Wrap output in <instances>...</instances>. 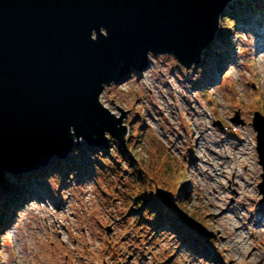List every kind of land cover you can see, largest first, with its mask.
<instances>
[{"label":"rangeland","instance_id":"1","mask_svg":"<svg viewBox=\"0 0 264 264\" xmlns=\"http://www.w3.org/2000/svg\"><path fill=\"white\" fill-rule=\"evenodd\" d=\"M232 1L248 20L227 17L196 61L149 51L146 68L104 84L119 130L90 116L66 165L31 182L47 164L5 173L0 264H264L252 125L264 116V0ZM245 143L242 161L233 147Z\"/></svg>","mask_w":264,"mask_h":264},{"label":"water","instance_id":"2","mask_svg":"<svg viewBox=\"0 0 264 264\" xmlns=\"http://www.w3.org/2000/svg\"><path fill=\"white\" fill-rule=\"evenodd\" d=\"M229 1L0 0V182L5 173L67 155L78 115L101 119L112 130L115 120L99 92L115 77L113 69L117 75L144 69L149 51L196 61ZM252 125L264 196V116L258 111ZM156 192L171 205L162 189Z\"/></svg>","mask_w":264,"mask_h":264},{"label":"trees","instance_id":"3","mask_svg":"<svg viewBox=\"0 0 264 264\" xmlns=\"http://www.w3.org/2000/svg\"><path fill=\"white\" fill-rule=\"evenodd\" d=\"M234 1L235 0H233L232 2H234ZM239 1L242 2L243 0H239ZM247 1L251 2V0H247ZM250 4H251L250 6H254L255 5V1H252ZM243 10H244V8H243ZM243 10L241 9V10L238 11L237 9H235L233 3L228 4V6L223 10L222 14L220 15V23L222 24L223 21L227 20V17L228 18H234V19L235 18H242V19L245 18L244 19L245 21L248 20V18L245 16V13H244L245 11H243ZM257 20H259V23L262 21L261 19H257ZM257 22L258 21H255L254 24L258 25ZM131 70H132L133 73L137 72L133 68H131ZM98 149H101V150L105 151V149H103L102 146H98V147L94 148V150H98ZM63 163L66 165L64 159H61V158H59L57 156H53V159L47 163L46 167H42V168L36 169L35 171L26 173L25 177L23 179L28 181V182H30V181L34 180V178H36V176H38L39 174L47 173L50 169L53 168V166H57V165L63 164ZM28 190L29 189L26 188V191H24L21 196L29 195L30 192H28ZM11 215L12 214H10V216ZM173 223L175 224V222H173Z\"/></svg>","mask_w":264,"mask_h":264},{"label":"bare ground","instance_id":"4","mask_svg":"<svg viewBox=\"0 0 264 264\" xmlns=\"http://www.w3.org/2000/svg\"><path fill=\"white\" fill-rule=\"evenodd\" d=\"M162 51H164V50H162ZM199 51H200V54H201L202 51H203V47L202 46L199 47ZM119 62L121 64L123 63L122 60H119ZM187 63H191V61L189 60V61H187ZM113 73L115 74V77L110 81V83L113 82L117 78V74H116L115 69H113ZM110 115H111V117H113L116 120V122H117L118 119H120V117L118 115H115L113 113H110ZM89 118H90V116H87V118H85V117H82V116L78 115V116H76L73 119V122H72V124L70 126V129L68 131V138H69V141H70L71 144L74 143V139H75L73 137V135H74L73 130L75 129V130H78L79 132H82L83 130H85L86 127H87V119H89ZM96 125H101V124L97 121ZM115 128H116V131L119 130V126L118 125H116ZM203 136L205 138L206 134L205 133H201L199 138L202 139ZM223 143H225V141H223ZM233 149L236 150V153H239L238 158L242 159V155H240V153H243V149H249V147H246V143H245V144L241 145V147H233ZM226 150L227 149H225L224 152H220V157L219 158L221 159V163L218 164V165H220V169L224 168V166H225L224 159L227 156V153H225V152H227ZM242 161H243V159H242ZM247 169L249 170V168H247Z\"/></svg>","mask_w":264,"mask_h":264}]
</instances>
